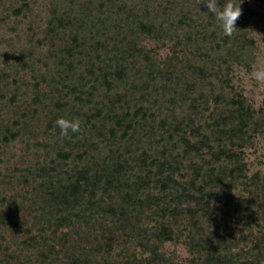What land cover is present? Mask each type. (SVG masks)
<instances>
[{"label":"trees","instance_id":"trees-1","mask_svg":"<svg viewBox=\"0 0 264 264\" xmlns=\"http://www.w3.org/2000/svg\"><path fill=\"white\" fill-rule=\"evenodd\" d=\"M9 1L0 264H177L166 242L189 249L183 264H264V174L244 161L264 112L232 83L253 59L247 4L232 0L242 15L226 37L208 0H44L37 28V0ZM147 39L172 56L161 65ZM59 118L80 131L61 135Z\"/></svg>","mask_w":264,"mask_h":264},{"label":"rangeland","instance_id":"rangeland-1","mask_svg":"<svg viewBox=\"0 0 264 264\" xmlns=\"http://www.w3.org/2000/svg\"><path fill=\"white\" fill-rule=\"evenodd\" d=\"M240 1H243L247 4L249 11L247 36L253 39L255 48L253 50V59L251 62V68L249 70H246L241 66H234V78L232 83L235 89L244 95L253 109L256 111L262 110L264 112V83L257 82L253 77V74L256 71L264 70V0ZM8 3H10V1L6 0V5H8ZM44 3V0H37V4L34 5V7L32 6L37 16L33 17L29 21H32L36 28L46 20L47 11L43 8ZM1 15L2 12L0 11V17ZM29 21L19 25L16 29V34H14L15 43L13 46L15 51H21V49L26 46L29 47L26 42L27 37H29L26 31L28 26L27 23H29ZM8 23L10 26L13 25L12 20H10ZM4 32L6 33L5 26L0 28V33ZM9 35L10 34H8V36ZM15 35H17V37ZM141 47L147 51L150 56L157 59L161 65L173 54V45L166 41H154L147 39L142 42ZM39 51L40 50H37L38 53ZM11 54V51L0 48V60L2 57H4V55H7L8 57L11 56ZM42 153L44 152L42 151ZM21 155L23 154L21 153V150L18 146L15 148L14 154L12 155V160L10 162L11 167H18L19 163L23 162V160L20 159ZM42 156H44V154H42ZM32 157L33 156L26 157V159L30 161ZM244 161L246 163L249 175L255 173L264 174V135L256 136L253 139L252 144L245 148ZM4 235L8 237L6 233H4ZM163 251L169 255L176 256L177 264H183L184 260L189 256L190 253L186 246L183 244H176L174 242H166L163 246Z\"/></svg>","mask_w":264,"mask_h":264},{"label":"clouds","instance_id":"clouds-1","mask_svg":"<svg viewBox=\"0 0 264 264\" xmlns=\"http://www.w3.org/2000/svg\"><path fill=\"white\" fill-rule=\"evenodd\" d=\"M206 6L209 12L215 14L216 19L220 23L223 35L231 37L237 30L236 22L242 15L240 2L234 4L232 0H227V2L221 7L217 4V0H208ZM253 77L257 82L264 83V70L256 71L253 74ZM55 123L60 128L61 135L63 136H67L69 130L73 133H77L81 128V122L79 119L67 120L59 118Z\"/></svg>","mask_w":264,"mask_h":264}]
</instances>
